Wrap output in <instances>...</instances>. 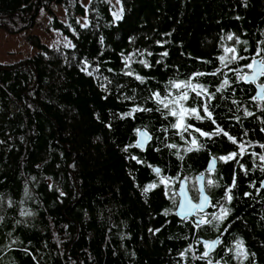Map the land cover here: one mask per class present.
<instances>
[{
  "label": "trees",
  "instance_id": "1",
  "mask_svg": "<svg viewBox=\"0 0 264 264\" xmlns=\"http://www.w3.org/2000/svg\"><path fill=\"white\" fill-rule=\"evenodd\" d=\"M54 3L65 8L66 22ZM120 3L115 20L108 0L88 8L80 0H0V27L41 29L27 37L31 58L0 64V264H264V100L236 72L264 57V0ZM43 11L51 15L46 23ZM53 30L71 46L50 35L43 41ZM233 47L237 59L225 67L220 58L231 60L225 49ZM186 80L215 93L208 103L216 123H185L209 133L219 126L228 136L172 127L176 118L154 94L175 96L170 81ZM204 102L189 92L185 106L203 116ZM141 128L152 136L144 150L136 146ZM192 137L203 147L186 152ZM232 152L234 159H218L207 172L211 157ZM200 173L219 185H206L217 205L206 213L220 205L231 211L196 227L176 210L180 180L197 186ZM161 176L171 179V191ZM219 236L200 259L207 248L199 237Z\"/></svg>",
  "mask_w": 264,
  "mask_h": 264
},
{
  "label": "snow or ice",
  "instance_id": "2",
  "mask_svg": "<svg viewBox=\"0 0 264 264\" xmlns=\"http://www.w3.org/2000/svg\"><path fill=\"white\" fill-rule=\"evenodd\" d=\"M229 40L232 39L231 36L228 37ZM225 52L233 54L231 57V60H228L227 57H221V62L224 64L225 67H227V63H230L237 59L236 56V49L233 48H226ZM164 55H167V53H164ZM259 55V52L257 53ZM240 59H243V57H239ZM227 61V63H225ZM249 71L244 72L243 69H237V76L240 80H243L245 82H257L259 77H264V57H261L259 60H256L253 58L252 62L247 64L245 66ZM131 75V73H128ZM217 73H212V75H216ZM197 75H203V73H197ZM229 81L228 79H224L223 85H228ZM171 87L177 90V94L173 96L171 92L166 93L163 97L160 96L159 93H155L154 97L156 102L159 105H162L163 109L167 110L168 115L176 118V122L172 125L173 128L180 130L183 132H188L189 135H191V132H189V129H192V131L198 132L200 136L203 137H209L211 135H216L219 133H223V135L228 136L227 132H224L222 128L217 126L216 133H209L204 132L198 128H194L191 124H186L185 120L189 117H195L197 120H204L209 119L212 120V123H216V121L212 118V112L209 110V101H211L215 93H209L207 88L199 83H192L191 80L181 81V82H175L170 81ZM260 93L258 95V98L260 100H264V84L259 85ZM189 92L195 93L197 97H200L205 100V102L201 105L202 111L204 113L203 116L200 115V109L197 107H186V102L189 100ZM195 103V101H194ZM145 109H135L134 111H144ZM150 110V109H149ZM248 115H251V113H247ZM183 138V136H182ZM230 140H232L233 143H236V140L232 137H228ZM147 139L146 135L141 133V141L140 146H143L144 141ZM185 143H188V141H185ZM170 148H176V145H168ZM203 147V145H200L198 140L195 137H192L190 141L189 147H187L184 151L186 152H192V151H198L200 148ZM241 152L244 150V144L241 143L239 145ZM261 147H264L262 145ZM237 156L236 152H232L229 155L226 156H220V157H213L211 159V163L209 166V172H212L215 169V165L217 162V159L228 162L232 159H234ZM183 159V157H180ZM258 159L264 163V155H259ZM156 173H160V169H155ZM179 179V178H177ZM199 182V186L193 185L191 188L188 187L187 183L184 182L181 185L180 188V196L183 198L182 203H180L178 206L180 208V212L178 215H181L184 219H188L190 216L198 215L199 218L194 221V224L196 227H199L201 225L211 224L213 222H222L231 211L229 208L224 207L223 205L219 206V212L216 214H213L209 216V214L204 213V209L206 206L211 207H217V205L212 204L210 201V197L207 194L206 185L207 187H218L219 185L216 184L215 181L212 179H206L203 175L197 178ZM160 183L164 184L166 187L169 188L171 191V179L167 177L161 176ZM155 184H151L146 188L144 191L145 193L150 188H155ZM235 187V180H233L232 187H228L226 189V196L225 199L227 202H231L233 199L232 196V188ZM195 191L196 196L190 197L189 192ZM172 195L175 196L176 193L172 192ZM193 199H195L197 202H193ZM200 213H204L203 215H200ZM216 246V241L212 242H206L205 247L209 249V252L213 250ZM237 248H241V245H237ZM241 255H244L241 251ZM209 255L208 252L204 253L203 256L200 257V259H204ZM208 264H212L211 260H208Z\"/></svg>",
  "mask_w": 264,
  "mask_h": 264
},
{
  "label": "rangeland",
  "instance_id": "3",
  "mask_svg": "<svg viewBox=\"0 0 264 264\" xmlns=\"http://www.w3.org/2000/svg\"><path fill=\"white\" fill-rule=\"evenodd\" d=\"M112 6V12L115 20L122 17V6L120 0H108ZM81 4L88 8L91 0H80ZM52 9L58 18L66 22V11L65 8L58 3L52 5ZM41 19L46 23L50 20L51 15L47 11H43L40 15ZM83 25L88 23L87 18H80ZM41 29L34 27L32 29H25L17 33H11L8 30L0 27V64L4 65H15L19 64L35 54L34 47L27 40L30 33L40 34ZM51 36V41L64 43L67 46H71V42L67 37H63L53 30L47 35H44L43 41H47L46 36Z\"/></svg>",
  "mask_w": 264,
  "mask_h": 264
},
{
  "label": "water",
  "instance_id": "4",
  "mask_svg": "<svg viewBox=\"0 0 264 264\" xmlns=\"http://www.w3.org/2000/svg\"><path fill=\"white\" fill-rule=\"evenodd\" d=\"M259 59H260V58H257L256 60H259ZM261 79H262V77H259L258 80H257V82L254 83V84H255V87H256V90H257V94H256L257 97H258V95H259V93H260L259 85H260V84H263V83H260V82H259ZM141 133L145 134L146 137H147V139L144 141L142 147L140 146ZM151 141H152V136H151V134H150L146 129H144V128L139 129V131H138V138H137V141H136V146H137L139 149L144 150V149H146V148L148 147V145L150 144ZM212 158H213V157H211V158L209 159V161H208L207 172H209V166H210V163H211V159H212ZM217 167H218V159H217V162H216V165H215V169H214V170H216ZM155 169H157V168H155ZM158 169H160V168L158 167ZM214 170H213V171H214ZM155 172H156V171H155ZM160 172H161V169H160ZM201 175H203V176L206 178V175H205L204 173H200V174L196 175V184H197V187L199 186V182H198L197 178L200 177ZM184 182H186L187 185H188V187H189V184H188L187 179L182 178V179L180 180L179 187H178V196H179V202H178V205H179L180 203H182V199H183V198L180 196L179 193H180L181 185H182V183H184ZM261 188L264 189V179H263V181H262ZM206 190H207V187H206ZM207 194L209 195V197H210V201H211V203H212V197H211V195L209 194L208 191H207ZM189 196L192 197L190 192H189ZM193 202L195 203V202H197V201L193 199ZM210 207H211V206H206L205 209H204V213L208 212L209 209H210ZM179 212H180V208H179V206H177L176 215L178 216V218H180V219H184L181 215H178ZM198 218H199L198 215H193V216H190L188 219L196 220V219H198ZM199 241H200V243L203 244L204 246H205V243H206V242L216 241V246H215V248H216V247L219 245L220 241H221V236L217 237V238L214 239V240H206V239H204V238H202V237H199ZM215 248H214V249H215ZM214 249H213V250H214ZM213 250H211V251L209 252V249H207V252L210 254V253L213 252Z\"/></svg>",
  "mask_w": 264,
  "mask_h": 264
},
{
  "label": "flooded vegetation",
  "instance_id": "5",
  "mask_svg": "<svg viewBox=\"0 0 264 264\" xmlns=\"http://www.w3.org/2000/svg\"><path fill=\"white\" fill-rule=\"evenodd\" d=\"M195 200V199H194ZM203 214V213H202Z\"/></svg>",
  "mask_w": 264,
  "mask_h": 264
}]
</instances>
